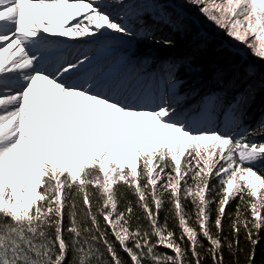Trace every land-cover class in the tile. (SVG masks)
I'll return each instance as SVG.
<instances>
[{
	"label": "rangeland",
	"instance_id": "obj_1",
	"mask_svg": "<svg viewBox=\"0 0 264 264\" xmlns=\"http://www.w3.org/2000/svg\"><path fill=\"white\" fill-rule=\"evenodd\" d=\"M3 1L0 27L6 23L7 28H0L1 210L23 218L45 174L74 180L87 166L99 168L104 197L112 207L113 185L135 177L145 156L154 176L159 171L154 163L163 156L176 167L188 157L220 176L228 197L245 187L264 200V182L247 167L256 164L264 146L246 142L242 132L233 137L198 134L214 119L212 98L201 104L187 127L180 119L188 107L178 96L165 97L166 90H176L169 80L166 89L161 81L153 87L127 72L132 64L137 73L142 71L146 53L184 54L189 46L194 51L212 47L217 55L224 47L241 58L229 64L231 77L251 81L264 69V0H32L37 8L30 20L19 0ZM144 18L183 34L182 42L152 41L140 25ZM187 19L199 27L197 33ZM24 24L35 31L30 34L36 39L27 38L38 45L22 42ZM44 51L54 53L47 56ZM257 96L263 103L264 93ZM228 123L222 128L228 130ZM117 234L124 236L120 229Z\"/></svg>",
	"mask_w": 264,
	"mask_h": 264
},
{
	"label": "trees",
	"instance_id": "obj_2",
	"mask_svg": "<svg viewBox=\"0 0 264 264\" xmlns=\"http://www.w3.org/2000/svg\"><path fill=\"white\" fill-rule=\"evenodd\" d=\"M185 23L192 33L199 31L193 21ZM140 25L152 41L182 42L183 34L164 23L144 18ZM198 43L195 39L192 47ZM187 48L185 55L146 53L144 71L167 74L176 89L170 97H180L192 111L215 94L221 112L233 109L229 131L212 134L233 137L242 132L246 142L264 146V102L257 96L264 93V69L251 81H236L229 64L240 61L237 52L223 47L215 55L212 47ZM215 67L219 73L213 74ZM189 159L176 167L163 156L154 163L159 170L154 176L147 157L141 158L135 177L113 185L112 207L97 166L83 167L74 180L45 174L23 218L0 209V264H264V200L245 187L228 197L220 176ZM247 167L264 182V154Z\"/></svg>",
	"mask_w": 264,
	"mask_h": 264
},
{
	"label": "bare ground",
	"instance_id": "obj_3",
	"mask_svg": "<svg viewBox=\"0 0 264 264\" xmlns=\"http://www.w3.org/2000/svg\"><path fill=\"white\" fill-rule=\"evenodd\" d=\"M5 1V0H4ZM3 1V2H4ZM6 2V1H5ZM12 2H16L15 0H13ZM19 3H17V4H19V7H20V10L22 9V13L25 15V16H27V18H29V19H32V16H34L35 15V11H36V8H37V6H36V4H34V2H32V0L30 1V0H27V1H23V0H19L18 1ZM9 3L10 2H8L6 5H9ZM47 3V2H46ZM13 4V3H12ZM49 4V3H48ZM0 5H2L1 4V0H0ZM13 8V7H12ZM11 7H9L8 9H5L4 11L6 12V11H8L9 9H12ZM36 23V22H35ZM37 24V23H36ZM12 45H14V44H12ZM9 51V50H8ZM12 51V50H11ZM9 54V53H8ZM11 55V54H10ZM37 62V61H36ZM32 65V64H31ZM27 66V65H26ZM30 66V65H29ZM31 68V67H30ZM29 68V69H30ZM32 69V68H31ZM37 69V68H36ZM35 70V69H34ZM20 71V70H19ZM15 73V72H14ZM19 73V72H18ZM5 81V80H4ZM7 84V83H6ZM6 87V86H5ZM3 105V104H2ZM4 106H5V104H4ZM3 107V106H2ZM3 109V108H2ZM4 137V136H3Z\"/></svg>",
	"mask_w": 264,
	"mask_h": 264
}]
</instances>
